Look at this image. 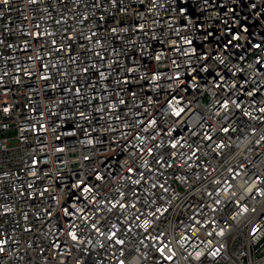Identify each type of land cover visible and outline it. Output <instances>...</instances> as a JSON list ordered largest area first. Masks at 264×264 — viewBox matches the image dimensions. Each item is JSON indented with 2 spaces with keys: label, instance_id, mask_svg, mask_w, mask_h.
<instances>
[{
  "label": "built area",
  "instance_id": "2783aa9c",
  "mask_svg": "<svg viewBox=\"0 0 264 264\" xmlns=\"http://www.w3.org/2000/svg\"><path fill=\"white\" fill-rule=\"evenodd\" d=\"M262 109L264 0H0V264H264Z\"/></svg>",
  "mask_w": 264,
  "mask_h": 264
},
{
  "label": "water",
  "instance_id": "95a60500",
  "mask_svg": "<svg viewBox=\"0 0 264 264\" xmlns=\"http://www.w3.org/2000/svg\"><path fill=\"white\" fill-rule=\"evenodd\" d=\"M264 244V236L256 243V245L242 258L243 263L260 247Z\"/></svg>",
  "mask_w": 264,
  "mask_h": 264
},
{
  "label": "snow or ice",
  "instance_id": "6c2138e0",
  "mask_svg": "<svg viewBox=\"0 0 264 264\" xmlns=\"http://www.w3.org/2000/svg\"><path fill=\"white\" fill-rule=\"evenodd\" d=\"M9 2V0H3V3L4 4H7ZM32 2L34 3L35 2V0H32ZM205 39H207V37L205 38ZM233 39H237V37H233ZM187 43H192L191 41H187ZM157 59H158V57H157ZM226 106V105H225ZM5 111H7V109L5 108L4 109ZM180 111H183V109H181ZM262 111H264V109H262ZM176 115H179V111H177L176 112ZM225 131H227V129H225ZM173 147H175V144L173 145ZM113 207H115V205H113ZM95 227V226H94ZM114 235V234H113ZM76 237L73 235V239H75ZM112 237L110 236L109 237V239H111ZM118 243H120V241H117ZM0 243H2V242H0ZM160 251H161V253L163 254V249H160ZM166 259H171V257H166Z\"/></svg>",
  "mask_w": 264,
  "mask_h": 264
}]
</instances>
